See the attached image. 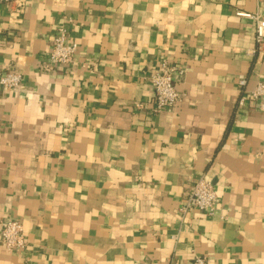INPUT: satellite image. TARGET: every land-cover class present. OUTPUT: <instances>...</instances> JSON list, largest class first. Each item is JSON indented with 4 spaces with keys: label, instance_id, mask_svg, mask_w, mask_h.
<instances>
[{
    "label": "crops",
    "instance_id": "obj_1",
    "mask_svg": "<svg viewBox=\"0 0 264 264\" xmlns=\"http://www.w3.org/2000/svg\"><path fill=\"white\" fill-rule=\"evenodd\" d=\"M239 10L264 0L0 2V70L23 76L0 86V229L27 236L0 239V264H264V110L245 92L264 55ZM60 25L78 49L46 71ZM162 58L182 100L156 113ZM201 176L213 215L183 210Z\"/></svg>",
    "mask_w": 264,
    "mask_h": 264
},
{
    "label": "built area",
    "instance_id": "obj_2",
    "mask_svg": "<svg viewBox=\"0 0 264 264\" xmlns=\"http://www.w3.org/2000/svg\"><path fill=\"white\" fill-rule=\"evenodd\" d=\"M3 0H0L2 2ZM237 15L251 19L255 23L256 48L253 54L264 55V16L260 13L248 11H237ZM69 32L64 25H60L53 38V48L48 60L42 65L46 71L54 65H68L74 61L78 43L70 41ZM184 74V69L172 64L169 59L162 58L158 68L151 74V81L155 93L154 112L170 110L182 100V93L175 84V74ZM23 81V76L16 70H0V86L6 89L18 87ZM247 80L240 77L239 85L244 88ZM249 99L258 102L260 108L264 110V81L258 80L252 90H246ZM244 102L242 97L240 103ZM218 203V193L213 182L201 176L192 185L187 193L183 210L195 209L213 215ZM0 239L8 250L24 249L27 246V236L23 223L19 219L8 218L2 223L0 229ZM187 264H209L208 259L202 255H196Z\"/></svg>",
    "mask_w": 264,
    "mask_h": 264
}]
</instances>
